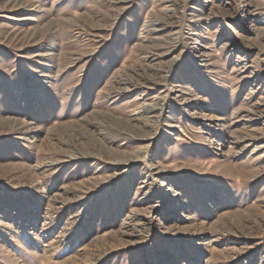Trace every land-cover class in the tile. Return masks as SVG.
Here are the masks:
<instances>
[{"label":"rangeland","instance_id":"obj_1","mask_svg":"<svg viewBox=\"0 0 264 264\" xmlns=\"http://www.w3.org/2000/svg\"><path fill=\"white\" fill-rule=\"evenodd\" d=\"M0 264H264V0H0Z\"/></svg>","mask_w":264,"mask_h":264},{"label":"bare ground","instance_id":"obj_2","mask_svg":"<svg viewBox=\"0 0 264 264\" xmlns=\"http://www.w3.org/2000/svg\"><path fill=\"white\" fill-rule=\"evenodd\" d=\"M32 20H34V19H32Z\"/></svg>","mask_w":264,"mask_h":264}]
</instances>
